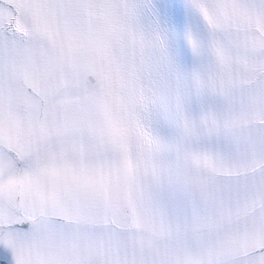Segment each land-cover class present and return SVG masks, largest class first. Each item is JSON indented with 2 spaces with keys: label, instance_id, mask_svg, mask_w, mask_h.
Returning a JSON list of instances; mask_svg holds the SVG:
<instances>
[{
  "label": "snow or ice",
  "instance_id": "1",
  "mask_svg": "<svg viewBox=\"0 0 264 264\" xmlns=\"http://www.w3.org/2000/svg\"><path fill=\"white\" fill-rule=\"evenodd\" d=\"M0 264H264V0H0Z\"/></svg>",
  "mask_w": 264,
  "mask_h": 264
}]
</instances>
